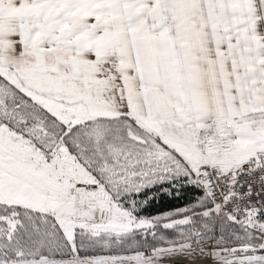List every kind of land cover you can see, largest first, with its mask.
<instances>
[{
	"label": "snow or ice",
	"instance_id": "obj_1",
	"mask_svg": "<svg viewBox=\"0 0 264 264\" xmlns=\"http://www.w3.org/2000/svg\"><path fill=\"white\" fill-rule=\"evenodd\" d=\"M0 264H264V0H0Z\"/></svg>",
	"mask_w": 264,
	"mask_h": 264
},
{
	"label": "rangeland",
	"instance_id": "obj_2",
	"mask_svg": "<svg viewBox=\"0 0 264 264\" xmlns=\"http://www.w3.org/2000/svg\"><path fill=\"white\" fill-rule=\"evenodd\" d=\"M155 199L149 202L146 215H156L159 213H164L171 211L173 209L183 207L191 200L194 199V195L191 192H183L181 193L180 198L170 197L164 192L154 193Z\"/></svg>",
	"mask_w": 264,
	"mask_h": 264
}]
</instances>
